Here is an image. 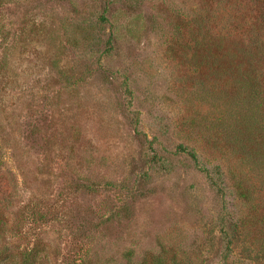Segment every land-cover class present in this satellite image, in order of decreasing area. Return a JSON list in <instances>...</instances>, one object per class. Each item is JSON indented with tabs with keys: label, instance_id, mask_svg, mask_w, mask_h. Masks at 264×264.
Returning a JSON list of instances; mask_svg holds the SVG:
<instances>
[{
	"label": "rangeland",
	"instance_id": "374dc122",
	"mask_svg": "<svg viewBox=\"0 0 264 264\" xmlns=\"http://www.w3.org/2000/svg\"><path fill=\"white\" fill-rule=\"evenodd\" d=\"M195 2L0 0V264H264V168L169 50Z\"/></svg>",
	"mask_w": 264,
	"mask_h": 264
},
{
	"label": "trees",
	"instance_id": "16d2710c",
	"mask_svg": "<svg viewBox=\"0 0 264 264\" xmlns=\"http://www.w3.org/2000/svg\"><path fill=\"white\" fill-rule=\"evenodd\" d=\"M200 2H195L188 40L176 42V46L173 43L169 50L174 56L176 47H180L184 59L203 69L194 89L197 98L209 103L211 110L199 111L196 117L207 125L206 142L236 159L229 174L244 196L240 170L264 168V1ZM240 2L243 7L235 10ZM216 19L225 20V26ZM157 257L142 264L174 262L164 253Z\"/></svg>",
	"mask_w": 264,
	"mask_h": 264
}]
</instances>
